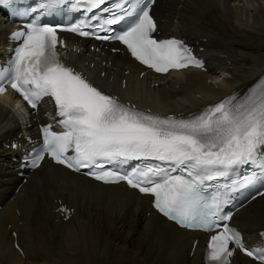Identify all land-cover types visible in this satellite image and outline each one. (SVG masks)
Masks as SVG:
<instances>
[{
	"label": "snow or ice",
	"instance_id": "6c2138e0",
	"mask_svg": "<svg viewBox=\"0 0 264 264\" xmlns=\"http://www.w3.org/2000/svg\"><path fill=\"white\" fill-rule=\"evenodd\" d=\"M11 2L0 0V6ZM107 4L109 0H39L32 9L38 16L12 34L19 43L7 66L0 67V94L10 86L33 109L50 97L62 128H41L42 144L34 150L31 167H40L47 156L73 172L87 169L85 175L104 184L125 182L150 195L153 208L180 227L214 232L207 243L208 264H230L236 250L264 264V243L249 249L241 233L225 222L231 216L222 215L230 194L256 179L237 177L238 170L255 166L264 172V77L243 96L233 94L187 118L124 104L61 60L57 46L65 42L58 31L118 41L156 73L203 65L184 41L155 38V0H111L102 7ZM63 5L86 18L67 27L37 22ZM96 10L109 16L100 18ZM120 24L122 30L112 28ZM131 161L142 165L129 171L107 167ZM59 211L70 218L67 209Z\"/></svg>",
	"mask_w": 264,
	"mask_h": 264
},
{
	"label": "bare ground",
	"instance_id": "6f19581e",
	"mask_svg": "<svg viewBox=\"0 0 264 264\" xmlns=\"http://www.w3.org/2000/svg\"><path fill=\"white\" fill-rule=\"evenodd\" d=\"M152 14L165 35L203 46L205 72L187 69L169 77L150 80L145 73L140 78L142 68L125 54L110 52L113 45L91 52L84 40L79 41L85 50L68 55L83 66L91 64L89 71L103 89L161 112L191 110L264 71V0H157ZM3 25L0 22V44ZM3 102L0 99V264H201L205 236L166 221L150 208L148 197L122 183L100 184L43 161L13 189L18 181L9 166L14 165L11 151L4 145L21 128ZM59 204L71 208L67 220L54 212ZM232 222L249 240L264 225V194L240 209ZM12 230L22 255L12 248ZM230 264L256 263L234 255Z\"/></svg>",
	"mask_w": 264,
	"mask_h": 264
}]
</instances>
